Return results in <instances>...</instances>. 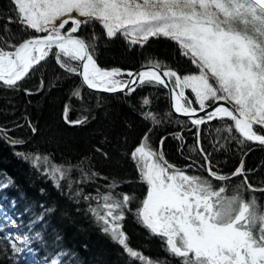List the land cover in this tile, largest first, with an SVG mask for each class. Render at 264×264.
I'll return each instance as SVG.
<instances>
[{
    "label": "snow or ice",
    "instance_id": "6c2138e0",
    "mask_svg": "<svg viewBox=\"0 0 264 264\" xmlns=\"http://www.w3.org/2000/svg\"><path fill=\"white\" fill-rule=\"evenodd\" d=\"M9 3L11 14L0 15L3 32L0 87L19 89L21 82L50 55L66 73L81 77L89 89L109 93L127 89L130 95L138 83L163 86L170 91L174 112L188 117L196 127L197 147L204 159L201 167L211 179L189 173L193 164L184 169L169 164L162 151L152 148L145 134L130 154L140 179L147 185L145 197L133 210L130 205L135 198L117 192L119 182L115 180L106 185L105 191L100 188L84 191L83 185L100 178L99 173L84 167L88 157L76 162H56L47 153L18 151L16 155L46 176L55 188L66 192L70 200L76 204L86 202L87 212L101 232L140 264H164V261H153L130 247L122 224L126 212L134 211L137 222L161 239L170 256L178 258L177 264H264V207L258 205L254 196L245 199L242 192L243 189L264 193V186L249 181L241 161L231 175L241 176L242 183L225 195L228 185L216 186L212 180L226 181L229 177L215 171L209 154L199 147L200 126L224 118L233 122L224 127L228 133L224 139L237 140L232 134L235 131L242 138L237 143L264 145V0H9ZM93 21L99 23L107 38L119 34L131 46L142 48L150 39L167 38L178 45L181 55L195 66L197 73L181 75L160 61L149 59L146 61L149 70L128 71L126 75L131 79H117L125 73L101 69L94 59L95 33L89 37L76 35L84 26L94 27ZM13 24L28 34L20 37L11 29ZM71 61L78 63L73 66ZM186 90H190L194 100L186 95ZM24 91L31 94L28 89ZM70 95L82 100L79 88ZM149 104L150 100L144 98L142 107ZM71 111V103H66L61 115L65 125H87L88 115L72 119ZM141 115L154 123L161 122L150 110ZM28 126L36 132L30 122ZM11 131L0 127V139L12 146L23 145L25 141L10 135ZM220 131L218 128L217 132ZM177 139L182 137L177 134ZM49 211L52 209L45 208L38 221H43ZM10 235L5 233L3 238ZM16 239L24 247L31 242L28 235H17ZM10 243L14 252L23 251L15 241ZM61 255L66 253H58L51 264H60Z\"/></svg>",
    "mask_w": 264,
    "mask_h": 264
},
{
    "label": "trees",
    "instance_id": "16d2710c",
    "mask_svg": "<svg viewBox=\"0 0 264 264\" xmlns=\"http://www.w3.org/2000/svg\"><path fill=\"white\" fill-rule=\"evenodd\" d=\"M7 14H11L9 0H0V15ZM93 25L84 26L77 35L89 37L95 33L94 59L101 69L134 71L147 66L146 61L152 59L181 75L197 73L195 66L181 55L178 45L167 38L150 39L141 48L139 45L131 46L119 34L109 39L98 22L93 21ZM10 27L20 37L28 34L22 33L19 25ZM0 35H3L2 31ZM62 59L67 61L65 57ZM71 64L75 66L77 62L71 61ZM21 85L15 90L0 87V127L11 129L10 135L25 141L23 145L12 146L0 139V206L4 207L0 213L17 218L22 233L31 240L29 251L40 264H51L61 252L66 255L60 256V264H140L101 232L88 214L86 202L81 200L76 204L70 200L66 192L55 188L46 176L16 152L47 153L56 162H76L88 157L84 167L99 173L100 178L83 185L84 191L94 192L96 188L105 191L106 185L115 180L119 182L117 192L128 193L135 198L130 205L135 210L146 195L147 185L140 179L136 162L130 154L145 134L152 148L162 151L169 164L181 169L193 164L194 168L188 169L189 173L208 177L205 168L201 167L204 159L197 147L196 127L171 115L168 94L162 86L139 85L130 95L101 96L86 90L78 76L66 73L51 55L37 65ZM77 88L82 100L70 95ZM24 89L31 94H26ZM146 97L150 104L145 108L142 101ZM66 103L72 105V119L81 114L90 117L87 125L70 127L63 123L61 115ZM193 107L198 105L193 104ZM146 110L156 113L161 122L157 124L143 118L141 113ZM29 122L37 129L35 133L28 126ZM226 125H231V121L224 118L200 126L199 147L209 154L214 170L229 177L226 181L212 180V183L228 185L225 195L231 194L243 179L231 174L243 161L249 181L264 186V146L237 143L242 138L234 131L232 134L237 140L224 139L228 135L223 130ZM218 128L220 132H217ZM177 134L182 139H177ZM242 192L245 199L254 196L258 205L264 207V193L243 189ZM45 208L52 211L44 215L43 221H38ZM122 224L128 243L134 250L153 261L177 264L178 258L170 256L161 239L152 236L137 222L134 211L126 212ZM5 233L0 231V264H34L26 260L30 256H18L17 251H13L8 238H3Z\"/></svg>",
    "mask_w": 264,
    "mask_h": 264
},
{
    "label": "rangeland",
    "instance_id": "374dc122",
    "mask_svg": "<svg viewBox=\"0 0 264 264\" xmlns=\"http://www.w3.org/2000/svg\"><path fill=\"white\" fill-rule=\"evenodd\" d=\"M73 15H76L75 13ZM75 62V61H74ZM78 63V62H77ZM122 72V71H121ZM125 77L120 76L117 77V79L123 80ZM186 95H188L190 98L194 100V96L191 94L190 90H186ZM4 207L0 206V211H3ZM5 217H8L7 220H5ZM11 215H5L3 216L2 213H0V225H2V230L6 233H11V235L8 237L9 244L11 245L10 241H15L17 248H23V251H17L18 256L24 255V256H30V258H27L26 260H30L34 262V264H40L38 260L34 257L33 252L29 251V246L24 247L20 244V241L16 239L17 235H25L22 233V227L19 226V221L16 219H12ZM12 221H15L13 224Z\"/></svg>",
    "mask_w": 264,
    "mask_h": 264
},
{
    "label": "water",
    "instance_id": "95a60500",
    "mask_svg": "<svg viewBox=\"0 0 264 264\" xmlns=\"http://www.w3.org/2000/svg\"><path fill=\"white\" fill-rule=\"evenodd\" d=\"M66 27H67V25H66ZM76 35H77V34H76ZM141 70H149V69H148L147 66H142V67H138V68H136V70H134V71H132V72H133V73H137V72H139V71H141ZM127 72H128V71L123 72V73H125V74L122 75L123 77H125V80H129V79H131V78L127 77V75H126ZM78 79H79L80 83L82 84V86L85 87L86 90H88V91L91 92V93L93 92V93L98 94V95H101V96H104V95H105V96H115V95H118V94H126V93H127V89H125L124 92H115V93L100 92V91H97V90H94V89H89V88H87L86 85L83 84V82H82V78H81V77L78 76ZM165 79H167V78H165ZM139 85H140V84L138 83V84L134 85V87L137 88V86H139ZM162 87H163V86H162ZM163 88L165 89L166 93L168 94V105H169V111H170L171 115L175 116L176 118H178V119H180V120H186V121L190 122L188 117L181 116V115L176 114V113L174 112V109H173V103H174V101H173V99H172V97H171L170 91H169V89H167V88H165V87H163ZM220 103H224V102L221 101ZM226 106H229V107H230V105H226ZM200 115H203V113H200ZM232 124H233V122L231 121V125H232ZM234 133H235L237 136H239V134L236 133L235 131H234ZM246 143L250 144L251 146H252V145H253V146H257V147H263V146H264V145H259L258 143H254V142H246Z\"/></svg>",
    "mask_w": 264,
    "mask_h": 264
},
{
    "label": "bare ground",
    "instance_id": "6f19581e",
    "mask_svg": "<svg viewBox=\"0 0 264 264\" xmlns=\"http://www.w3.org/2000/svg\"><path fill=\"white\" fill-rule=\"evenodd\" d=\"M70 26H71V25L69 24V25H68V28H69ZM23 257H24V256H23Z\"/></svg>",
    "mask_w": 264,
    "mask_h": 264
}]
</instances>
